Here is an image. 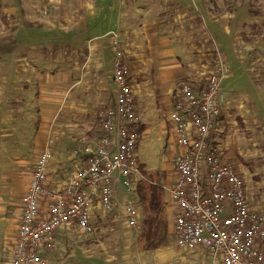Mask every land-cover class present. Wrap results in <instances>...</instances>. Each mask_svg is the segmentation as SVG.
Segmentation results:
<instances>
[{
  "label": "crops",
  "instance_id": "obj_1",
  "mask_svg": "<svg viewBox=\"0 0 264 264\" xmlns=\"http://www.w3.org/2000/svg\"><path fill=\"white\" fill-rule=\"evenodd\" d=\"M203 1L92 0L79 26L61 31L39 29L32 33L31 46H3L7 51H0V264L11 263L23 195L37 156L46 150L51 152L48 184L57 189L68 174L82 165L72 155L76 145L101 138L98 112L113 105L116 96L111 79L112 43L116 39L130 69L129 82L141 117L137 159L142 171H159L163 183H173L172 159L178 148L169 113L182 83L205 82L212 60L221 55L231 69L228 78L234 79V89L227 92L222 105L221 143L225 158L241 173V167L235 163L241 154L234 135L236 125L241 123L236 111L249 97L259 96L257 80L261 79V72L244 67L250 63L247 53L253 40L242 29L248 20L242 18L245 9L234 15L216 14ZM16 30L17 36L29 34L20 26ZM10 53H16L14 62L6 58L12 57ZM14 78L21 85L9 84ZM13 91L17 93L16 99H12ZM158 146L168 152L156 166L152 158L148 159V147ZM166 198L172 238L175 207ZM250 199L256 209L264 211V195L255 197L256 201ZM110 215L126 223L121 207L117 206ZM98 217L93 211L94 224ZM94 233L83 235L75 224L64 225L56 248L41 254L48 264H201L197 259L185 260V250L175 242L155 250L153 260H148V253L155 251L140 250L137 243L129 249L127 242L116 248L121 259H105L104 253L112 247L87 241ZM133 239L136 241V237ZM171 255L177 256L176 261L169 260Z\"/></svg>",
  "mask_w": 264,
  "mask_h": 264
},
{
  "label": "built area",
  "instance_id": "obj_2",
  "mask_svg": "<svg viewBox=\"0 0 264 264\" xmlns=\"http://www.w3.org/2000/svg\"><path fill=\"white\" fill-rule=\"evenodd\" d=\"M112 47L116 96L113 105L98 112L102 136L76 145L72 155L82 165L57 189L48 184L51 152L37 156L10 264H48L41 253L56 248L64 225L75 224L81 234L92 235L98 205L109 213L121 207L128 227L140 228L134 193L146 180L137 159L141 117L118 39ZM213 62L205 82L182 83L169 113L178 150L172 159L175 179L162 187L175 207V243L203 256L207 264H264V211L251 204L245 182L225 158L221 143L222 84L231 70L226 59Z\"/></svg>",
  "mask_w": 264,
  "mask_h": 264
},
{
  "label": "rangeland",
  "instance_id": "obj_3",
  "mask_svg": "<svg viewBox=\"0 0 264 264\" xmlns=\"http://www.w3.org/2000/svg\"><path fill=\"white\" fill-rule=\"evenodd\" d=\"M212 1L216 5L215 7L212 6ZM212 1L204 0L203 4L211 5L208 9H212L216 14L231 13L234 15V12L237 10L245 9V16L242 18L248 19L247 22L249 23L257 20L259 23L263 24L262 28L258 31H252L248 26L243 28L246 32H244V34H249L251 36L250 38H253L250 42L249 52L247 53V59L250 63L244 67L253 69V72L254 69L261 72V79L259 81L257 80V85L260 87L259 96H253V98L251 97L252 99L249 97L246 101H243V107L236 111L241 117V123L236 125L238 130L234 133V135H237L236 138L241 152V154L235 158V163L241 167L240 174L246 179L245 185L248 194L256 201L255 197L264 195V0ZM91 3L92 0H2V4L5 8H8V10H3L0 13V51L4 50L6 52L7 48L3 47L6 45L11 48H13L12 46L14 44L16 46L20 45V47L31 46L32 33L39 29L41 32L48 30L57 31L56 29L61 31L62 29L67 30L79 26L82 17L85 15L87 5H91ZM11 11L15 13L13 14ZM16 11H18L19 14H17ZM236 14L238 13L236 12ZM3 15L7 18H4ZM18 21L20 22L18 27L24 28L29 34L17 36V30H13V28L17 26L16 24ZM2 25H4V27ZM9 55L12 57L6 56V58L14 62L16 53H10ZM218 57L225 60L224 57L218 55L212 60L211 64H213V61L217 60ZM19 79L24 80L22 77ZM12 80L14 81L12 82ZM12 80H10L9 84L13 85V87L21 85L22 83L17 82L15 78ZM233 80L234 79L227 78L223 82L222 88L226 94L234 89ZM3 84L7 85L8 83ZM0 85H2V83H0ZM239 91L242 92L240 88ZM12 93L14 95L12 99H16L17 97L15 95H17V93L15 91ZM167 152L168 151L162 146H158L154 149L148 147V159L152 158L156 162V166L157 164L160 165ZM239 157H241V159H239ZM173 172L174 170H172V173ZM172 213L173 215L175 214L174 212ZM94 214L99 216L94 224L96 228L95 233L92 238L88 237L89 240L87 241L95 244L103 243L112 247V250L104 253V255H106L104 257L105 259H121L120 250L116 248L125 245L127 242L130 243L129 249H133L131 246L133 243H137V235L140 233V228L138 230L129 229L130 227H128L127 223H124L123 220L116 221L111 217L110 213L99 205L94 207ZM133 235L136 237V241L133 239ZM174 242L175 237H172L171 244L174 245ZM192 253L191 251L185 250L183 258L187 261L193 258L195 260L197 259L196 261H199L201 264H207L206 258L201 255H193ZM154 254H156V251L148 253V260H153ZM170 259L176 261L177 256L171 255L169 260Z\"/></svg>",
  "mask_w": 264,
  "mask_h": 264
},
{
  "label": "trees",
  "instance_id": "obj_4",
  "mask_svg": "<svg viewBox=\"0 0 264 264\" xmlns=\"http://www.w3.org/2000/svg\"><path fill=\"white\" fill-rule=\"evenodd\" d=\"M212 1V0H211ZM213 7L216 5L211 2ZM0 0V13L4 9ZM246 20V26L252 31L262 28V23L255 20L252 23ZM15 26L13 28L16 29ZM231 70V69H230ZM193 81L188 80L186 82ZM241 159V157H239ZM142 170V168H141ZM146 180H141L134 193L140 210V233L137 237V246L143 251H155L167 247L171 243L170 220L167 213V198L163 189V175L159 171H142Z\"/></svg>",
  "mask_w": 264,
  "mask_h": 264
}]
</instances>
